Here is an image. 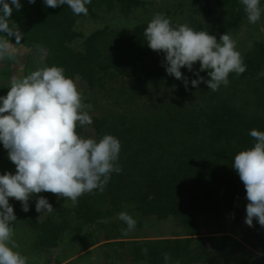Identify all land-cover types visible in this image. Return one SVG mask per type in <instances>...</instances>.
I'll use <instances>...</instances> for the list:
<instances>
[{
    "label": "trees",
    "instance_id": "obj_1",
    "mask_svg": "<svg viewBox=\"0 0 264 264\" xmlns=\"http://www.w3.org/2000/svg\"><path fill=\"white\" fill-rule=\"evenodd\" d=\"M220 5L226 19L218 28L197 25L217 40L246 18L240 0H222ZM143 6L142 0H92L86 5L88 14L77 16L67 5L51 8L35 0L22 15L13 10L10 20L23 33L25 49L41 48L44 65L63 67L65 75L70 72L83 84V102L92 106L93 123L78 125V134L97 141L112 134L122 145V172L111 174L104 191L85 193L73 208L42 222L19 210L20 219L33 231L36 248L49 249L57 246L64 230L72 228L80 237L83 227L127 208L130 215L172 218L184 236L106 243L105 258L111 263L165 264L163 254L168 253V264H249L260 257L249 247L264 251V227L255 218L252 227L245 223L246 189L232 163L239 151L254 146L250 130L264 131V42H254L244 55L243 74L230 73L229 85L212 91L205 83L192 87L190 81L197 77L187 68L181 69L189 78L187 89L166 73L164 53L147 45L146 23L103 27L87 36L76 30L85 16L96 18L98 12L116 9L127 15ZM200 75L210 79L207 71ZM204 218L211 224L205 235L199 230ZM227 223L242 229L241 240L227 234ZM96 242L86 234L83 249Z\"/></svg>",
    "mask_w": 264,
    "mask_h": 264
},
{
    "label": "clouds",
    "instance_id": "obj_2",
    "mask_svg": "<svg viewBox=\"0 0 264 264\" xmlns=\"http://www.w3.org/2000/svg\"><path fill=\"white\" fill-rule=\"evenodd\" d=\"M92 0H44L47 7L67 5L74 15H87L86 5ZM34 4L35 0H28ZM247 21L255 24L264 13L261 0H240ZM22 8L20 0H0V61H15L17 46L22 45L23 33L10 17ZM236 11H240L239 8ZM148 47L164 53L166 73L182 80L186 89L189 78L181 69L187 68L197 77L192 87L205 83L212 91L230 83L229 74H243L247 65L237 42L228 34L220 36L205 30H195L188 24L173 25L162 12L155 13L143 33ZM15 38V44L11 38ZM200 62L198 70L194 64ZM207 71L210 79L200 75ZM83 90L65 75L60 66L38 67L22 78L13 77L6 96H0V143L16 172L0 174V264H28V257L14 239L17 217L9 198L21 202L22 211H29L34 194L50 192L75 204L79 197L93 190L104 191L112 173H121L119 154L121 141L104 134L98 141L78 134L77 127L91 125L88 109L83 102ZM253 147L235 155L232 167L246 189L245 223L253 226L254 218L264 227V131L251 129ZM35 210L51 213L55 209L48 199L39 196ZM46 210V211H45ZM118 219L127 227L122 233L134 231L136 220L127 212ZM165 264L171 260L163 254ZM180 264V261H175Z\"/></svg>",
    "mask_w": 264,
    "mask_h": 264
},
{
    "label": "rangeland",
    "instance_id": "obj_3",
    "mask_svg": "<svg viewBox=\"0 0 264 264\" xmlns=\"http://www.w3.org/2000/svg\"><path fill=\"white\" fill-rule=\"evenodd\" d=\"M142 1L144 2L143 7L132 10L127 15L121 14L116 9L112 12H98L96 18L85 16L77 21L76 30L87 36L94 30L103 27L131 28L136 24H148L153 15L158 12H162L170 17L174 25L188 24L194 29L197 28L198 31V26L204 29L218 28L226 19V9L220 5L222 0ZM20 3L22 8L19 11L14 8V12L17 15H22L29 6L28 0H22ZM261 5L264 6V0H261ZM207 10H209V13ZM228 34L237 42V50L240 51L242 57H244L247 52L254 48V42H264V13H262L260 20L255 24L249 23L247 18H245L236 28L229 31ZM11 42L15 44L14 37L11 38ZM17 50L15 61H0V96H6L9 91L10 81L13 77L22 78L38 67L44 66V50L41 48L33 47L25 49L23 45H18ZM198 66H200V62L194 64V67ZM261 74H264V68ZM66 76L71 77L72 75L70 72H67ZM75 82L78 84L79 88L85 91L83 84L79 80ZM84 100L85 97L83 101ZM89 110L92 111L91 108ZM5 172H12L15 174L16 166L10 161L7 150H5L3 144L0 143V174H4ZM39 196L46 197L55 210L51 213L36 212L35 204ZM9 203L13 206L14 213L17 217L14 239L20 245L19 250L28 257V264H115L105 258V253L109 251V248L106 247V243L142 239L181 238L184 236L183 229L174 219L157 220L155 217L144 218L140 217L136 212L131 214L137 222L135 230L124 235L122 229H125L127 225L118 219V214L120 212H130V210L126 208L109 220L83 227L80 237L74 236L71 228L64 230L57 241L56 247L49 249L36 248L33 231L20 219L19 214L21 212H19V210L22 211L21 202L14 198H9ZM73 207L74 204L70 199L63 197L58 198L56 194L42 192L34 194L30 198L28 213L31 214L33 219L42 222L51 215L61 214L64 208L71 209ZM68 217L71 218L70 215ZM208 221L209 219L206 220L205 218L199 220V224L201 225L199 230L203 235L209 233L211 230V224ZM69 224L70 226H76V222H69ZM226 228L227 234L233 235L238 240L242 239L243 234L240 227H236L232 223H227ZM88 233L91 234L97 242L92 248L83 249V245L85 244L84 236ZM260 245L264 246V233L261 236ZM248 249L260 257L259 259H254L247 263L264 264V251L256 252V250L250 247ZM124 264L139 263L126 262Z\"/></svg>",
    "mask_w": 264,
    "mask_h": 264
}]
</instances>
